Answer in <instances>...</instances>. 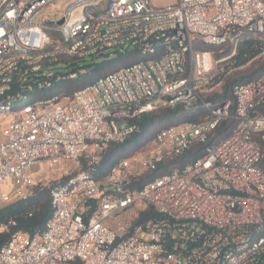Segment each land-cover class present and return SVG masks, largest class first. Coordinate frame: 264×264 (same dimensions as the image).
I'll return each mask as SVG.
<instances>
[{
    "label": "built area",
    "instance_id": "2783aa9c",
    "mask_svg": "<svg viewBox=\"0 0 264 264\" xmlns=\"http://www.w3.org/2000/svg\"><path fill=\"white\" fill-rule=\"evenodd\" d=\"M234 31L264 32V0H175L162 7L150 0H0V206L10 200L2 183L12 181V201L22 200L45 185L42 163L84 159L75 174L49 187L44 228L11 233L0 264H264V163L252 139L258 134L264 145V73L232 87L230 113L229 100L214 105L202 98L222 63L195 48L233 39ZM107 49L133 50L139 59L70 93H53L92 65L49 76L47 65H75ZM176 106L206 115L159 128L147 146L98 175L111 143L142 133L143 113ZM228 118L235 128L198 158L127 188L204 143ZM139 202L159 217L125 235L116 216ZM12 225L0 221V234Z\"/></svg>",
    "mask_w": 264,
    "mask_h": 264
},
{
    "label": "trees",
    "instance_id": "16d2710c",
    "mask_svg": "<svg viewBox=\"0 0 264 264\" xmlns=\"http://www.w3.org/2000/svg\"><path fill=\"white\" fill-rule=\"evenodd\" d=\"M196 49L208 50L214 54L215 59H220L229 56V66L233 68L243 67L253 59H255L264 50V32L256 36H249L244 31H234L233 39H227L221 44H207L197 42ZM115 60H109L107 57L101 61H92V68L88 73L79 74L74 79L63 80L52 89L55 94H66L77 90L84 85L94 81L99 76H103L112 72L124 65L131 64L139 59L133 52L128 51L125 54L117 52ZM105 53H102L104 55ZM106 56V55H104ZM264 73V63L255 67L253 73L234 79L231 83L223 85V91L220 93H203L202 98L210 100L214 105H219L221 101H230V113L234 112L235 102L232 95V87L236 84L245 83L251 79ZM219 75L214 78L213 84L219 82ZM206 112L202 109H197L192 112H186L181 106L162 107L151 112L143 113L137 123L142 129V133L129 136L123 143H111L102 158V167L100 173L104 174L108 169L119 159L138 152L144 144L149 142L154 133L161 127L169 125H177L184 122L199 121L203 119ZM165 124H164V123ZM236 126V121L228 118L221 120L207 137L204 143H197L186 149L182 155L176 156L170 160L163 161L154 170H148L133 179L127 188L137 190L144 185L148 180L161 176L165 172L172 169L182 167L185 164L198 158L209 145L217 142L228 135ZM252 139L256 141L264 163V145L259 139L258 134H253ZM79 169L84 165V159L78 161ZM78 169V170H79ZM77 170V171H78ZM71 175V174H69ZM62 176L58 180L65 179ZM57 181H55L56 183ZM52 211L51 196L49 187L37 186L32 189V192L22 200L11 201L0 206V221H13L10 233L0 234V246L5 244L11 233L16 231H24L35 233L44 228L45 222ZM158 213L149 205L144 206L139 211L138 216L133 221V226L144 223L150 219H157Z\"/></svg>",
    "mask_w": 264,
    "mask_h": 264
},
{
    "label": "rangeland",
    "instance_id": "374dc122",
    "mask_svg": "<svg viewBox=\"0 0 264 264\" xmlns=\"http://www.w3.org/2000/svg\"><path fill=\"white\" fill-rule=\"evenodd\" d=\"M151 3L157 7H162L165 5H168L175 0H150ZM106 56H97L94 57L93 59H86L85 61H76L77 63L73 65V63H68V61H58L53 64L47 65L45 67L44 72L45 75L49 76L53 73H60V74H65L68 73L72 70H74L75 67L79 65H84V64H89L92 61H101L104 58H108L109 60H115L117 57V53L114 49H107L104 52ZM212 59L215 63V61H221V65L218 66L219 70V77L220 80L219 82L215 83L212 85V88L208 90V93H220L223 91V85L227 83H231L232 80L238 79L239 77L249 75L253 73V69L262 63H264V50L251 62L246 64L243 67L239 68H233L229 66L228 58L229 56H225L220 59H215L214 54L211 52ZM222 59V60H221ZM27 101V99H21L18 101H13L12 104H23ZM164 123V122H163ZM165 124V123H164ZM148 144V143H147ZM147 144H144L143 147L147 146ZM41 169L45 171V185L46 187H50L52 184L55 183L58 179H60L62 176L69 175V174H75L77 170L79 169V163L77 161H65L62 163H58L53 167H47L46 164H41L40 165ZM13 188L14 185L12 181H6L2 183L1 185V191L9 196V202L14 199L13 195ZM7 202L1 203V205H4ZM145 206L144 202H139L137 205L133 208H131L128 211H124L116 216L115 221L119 222V225L124 229V234H128L130 232V228L133 224V221L136 219V217L139 214V211L142 210ZM123 234V235H124Z\"/></svg>",
    "mask_w": 264,
    "mask_h": 264
}]
</instances>
